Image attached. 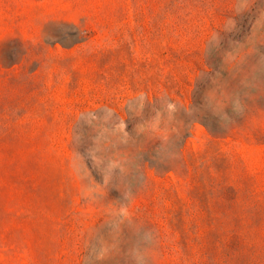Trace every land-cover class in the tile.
Masks as SVG:
<instances>
[{
    "label": "rangeland",
    "instance_id": "obj_1",
    "mask_svg": "<svg viewBox=\"0 0 264 264\" xmlns=\"http://www.w3.org/2000/svg\"><path fill=\"white\" fill-rule=\"evenodd\" d=\"M0 264H264V0H0Z\"/></svg>",
    "mask_w": 264,
    "mask_h": 264
}]
</instances>
